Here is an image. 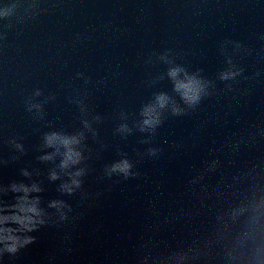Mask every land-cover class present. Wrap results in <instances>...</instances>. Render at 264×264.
I'll return each mask as SVG.
<instances>
[{"label":"water","instance_id":"1","mask_svg":"<svg viewBox=\"0 0 264 264\" xmlns=\"http://www.w3.org/2000/svg\"><path fill=\"white\" fill-rule=\"evenodd\" d=\"M259 36L264 0H0V264H163L207 231L218 205L191 178L219 160L211 189L264 150L226 155L264 124V83L244 79L264 69ZM233 65L242 76L221 81ZM177 66L210 82L195 107L174 89ZM53 133L79 141L77 163L61 167ZM124 160L129 175L111 171Z\"/></svg>","mask_w":264,"mask_h":264},{"label":"clouds","instance_id":"2","mask_svg":"<svg viewBox=\"0 0 264 264\" xmlns=\"http://www.w3.org/2000/svg\"><path fill=\"white\" fill-rule=\"evenodd\" d=\"M257 39L264 40V36H259ZM237 47L241 45L237 44ZM246 51L252 55L256 50L246 49ZM257 59L264 63V48L257 52ZM228 63L231 65L232 61L229 60ZM243 71L242 68H236L233 65L232 68L221 72L219 79L224 82L234 81L242 76ZM182 72L184 77L180 79L179 75ZM168 75L174 81L175 91L189 107L197 106L202 98L210 94L208 92L210 82L196 75H189L179 66L170 69ZM75 78L82 80L84 85L93 83L92 77L83 72H77ZM244 79L254 84L264 83V69L254 72L251 76H245ZM95 83L103 85L106 83V78L101 77ZM225 87L229 92L233 90L231 83H226ZM252 91V88L247 90L248 94ZM167 99L163 95L157 97L160 107H164ZM154 111L152 107L144 109L143 114L146 117L143 121L144 125L154 127L159 123L158 118L153 115ZM173 111L179 114L177 109ZM256 127V131L249 130L247 137L240 136L232 140L226 155L234 158L243 149H256L264 144V124ZM78 142L75 137H60L55 133L46 137V143L49 146L59 143L66 149L62 168L68 167L69 163L78 162L79 153L73 151L71 147ZM152 154L155 155V150H152ZM50 158L45 157V159ZM220 167V161L214 159L206 165L204 172L193 176L189 182L193 188L199 187L200 190L196 195L202 204L205 201H214L218 205L209 229L194 235L180 246L154 259L161 260L163 264H264V150L247 163L236 166L231 173L222 176L215 187L209 189L203 183L205 176L216 173ZM130 168L129 162L124 160L114 165L111 171H118L127 176ZM52 178H56L55 173ZM78 183L73 180V184L78 186ZM64 189L69 192L72 190L67 185ZM52 206L55 207L56 204ZM29 211L35 212V209H29ZM18 222L23 223V221ZM30 242L31 238L23 241L24 244ZM16 250L15 244L7 247L9 252Z\"/></svg>","mask_w":264,"mask_h":264}]
</instances>
